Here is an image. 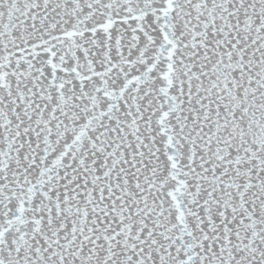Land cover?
I'll return each mask as SVG.
<instances>
[{
	"label": "snow or ice",
	"instance_id": "obj_1",
	"mask_svg": "<svg viewBox=\"0 0 264 264\" xmlns=\"http://www.w3.org/2000/svg\"><path fill=\"white\" fill-rule=\"evenodd\" d=\"M0 264H264V0H0Z\"/></svg>",
	"mask_w": 264,
	"mask_h": 264
}]
</instances>
